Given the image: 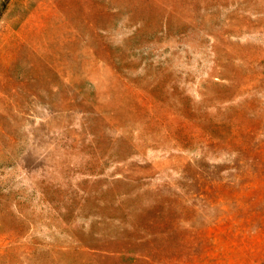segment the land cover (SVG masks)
Segmentation results:
<instances>
[{"label":"rangeland","instance_id":"1","mask_svg":"<svg viewBox=\"0 0 264 264\" xmlns=\"http://www.w3.org/2000/svg\"><path fill=\"white\" fill-rule=\"evenodd\" d=\"M0 264H264V0H0Z\"/></svg>","mask_w":264,"mask_h":264}]
</instances>
